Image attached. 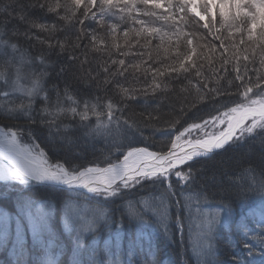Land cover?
<instances>
[{
	"label": "clouds",
	"instance_id": "1",
	"mask_svg": "<svg viewBox=\"0 0 264 264\" xmlns=\"http://www.w3.org/2000/svg\"><path fill=\"white\" fill-rule=\"evenodd\" d=\"M39 6L56 19L50 23L32 21L31 26L49 37L64 32L58 44L60 53L80 58L77 67L87 77L86 83L96 81V92L91 96L80 97L66 87L65 96L58 95L52 108L44 109L52 119L39 123L48 128L50 141L63 140L79 129L88 143H103L100 150L106 159L123 153L118 163L75 175L126 167L135 153L146 151L129 148L131 141L144 138L149 129L175 130L190 112L203 105L218 111L201 122L185 125L172 138L168 152L151 155L162 160L177 156L169 168L207 155L194 150L203 140L200 136L193 140V135L209 125L230 124L237 113L243 114L238 129L241 135L264 131V0H96L95 5L91 0H39ZM88 20H96L98 28H84ZM73 24L77 26L75 33H68ZM0 45V69L4 70L13 66L17 54L28 51L18 41H2ZM233 96L237 99L229 104L228 98ZM149 98L155 103L147 111L133 107L137 101L146 107ZM247 120L251 124L244 127ZM22 121L37 123L24 103L0 102V155L16 166L15 171L0 173V182L8 191L26 188L30 171L25 162L37 150L46 154L31 131L28 136L33 142L24 140V129L16 126ZM182 138L187 148L181 155L174 149ZM226 142L216 146L223 148ZM176 175L189 179L186 173ZM154 176L142 167L125 171L113 178L107 196L116 197L131 181L140 183ZM117 179L122 182L117 184ZM9 182L22 187L14 188ZM99 191L89 188V192Z\"/></svg>",
	"mask_w": 264,
	"mask_h": 264
},
{
	"label": "trees",
	"instance_id": "2",
	"mask_svg": "<svg viewBox=\"0 0 264 264\" xmlns=\"http://www.w3.org/2000/svg\"><path fill=\"white\" fill-rule=\"evenodd\" d=\"M5 3H9V4H14V7L12 10L7 11V15L10 16V20H8V16H3V20L4 24H6L9 29L10 32L9 34H5V33H0V35H3V37H1L0 39L2 41H9V43L13 42V41H21L22 39H24L23 37H21L22 33L17 32L16 36H13L12 34L15 32L17 29H23L24 30V35L26 36L27 34V30L25 29V27H30L32 29H34V27L31 26V22L32 21H36V17L34 15L35 12H37V9L34 7V4L31 3V0H2ZM112 2H119V0H111ZM158 0H156L157 2ZM161 3L164 2V0H159ZM35 2H39V0H34ZM80 2H83L80 1ZM15 11V12H14ZM93 11H96L95 7L93 8ZM5 13V12H4ZM42 16L41 18L46 15L43 12L41 13ZM2 19V18H1ZM51 20L54 21L56 18L53 14H47V20ZM98 19V18H97ZM1 22V23H2ZM92 20H88L84 22V25H87L89 27V30H92V28L97 29L98 28V24L97 21L94 20V22L96 23L94 25V23H91ZM26 24V26H25ZM83 25V27H84ZM71 27L74 28V33L76 31V25L73 24ZM71 27H69L71 29ZM30 35V34H29ZM28 35V36H29ZM55 40L57 41L58 39H56L54 37V41H51L50 43H47V50L45 51V53L39 51L41 53V55H44L43 57H45L46 59H49L56 63L59 62L57 59L55 58H63L60 60L59 65L61 66V68L65 69L66 67H62L65 64V59H72L69 57L68 53H60L59 51V47L58 44L59 43H55ZM59 41V40H58ZM33 43V44H37L34 41L29 39V42L27 43ZM37 42V41H36ZM86 42V41H85ZM23 44V43H22ZM56 45V46H50V45ZM24 45V44H23ZM2 46V45H0ZM83 46V44H82ZM25 47V46H24ZM28 50V48H27ZM40 56V55H39ZM75 64L73 65V68L71 69V73L72 76H74L73 78H75L74 80L76 81L77 84H79V86L81 88L84 87V93H82L83 95L81 97L84 96H91L94 92H96V81H92L91 83H86V79L87 77L85 75H83L80 71V69L77 67L78 63H79V59L80 58H73ZM46 61H43V63ZM87 67H91V66H87ZM50 68V67H49ZM51 70V68H50ZM65 71V70H64ZM93 71H95V68L93 67ZM65 83L68 85L70 83V79L67 77H63ZM1 92V91H0ZM2 94V92H1ZM0 94V102H3L4 96ZM10 98V96H9ZM8 98V99H9ZM23 103L26 105V111H28L30 113V115L32 117H36L38 118V116H40L42 118V116H46L47 114L44 112V109L46 108L47 104L45 101H43L42 99L40 100L37 96H35V99H30L29 97L23 96ZM8 99L5 98V100L8 102ZM237 99V97L233 96L228 98V103H232ZM150 103L145 107L143 104V101H137L134 103L133 107L136 110H141V111H147L149 108L152 107V105L155 103V101L152 98H149ZM53 104L50 103L47 104L48 109L52 108ZM164 109L167 108V105H163L162 106ZM216 107L214 106H210V105H203L201 106V108L199 109L200 112L198 113H205V111H209L210 109H215ZM203 110V111H202ZM218 110V109H216ZM191 113V112H190ZM189 113V114H190ZM46 114V115H45ZM188 114V115H189ZM199 115V114H198ZM193 117L192 115L187 116L185 120H187L188 118ZM43 119V118H42ZM163 119H165V117L162 116L161 118V122H163ZM182 122L175 130L169 129V128H162L160 131H153L151 129L146 130L145 134H144V138L141 137H136L133 141H131L128 144L129 148L132 147H137V146H141L144 145L145 147H147L148 149L152 150H156V151H168L167 149L170 147L171 145V141L172 138L176 135V133H178L179 131H181V129L184 127V125H186L187 123H190L193 120H189L186 122ZM34 125H38L41 126V124H37V123H31ZM29 123H26L24 121H22L19 125H16L17 127H21L24 129V137L26 136L29 141L30 138L28 137V132L31 131L28 127ZM42 128H39L42 130V134L47 136L48 138V130L43 128V126H41ZM42 135V136H43ZM151 137V138H148ZM84 137L81 136V140L79 138H75L73 136L68 135L66 137V141L69 144H65L62 145L63 147H67L70 148L69 146L73 145V146H77L81 143H83L82 139ZM50 141V140H49ZM51 143L53 141H50ZM81 142V143H80ZM98 142V141H97ZM43 145H47L45 143L41 144ZM48 146V145H47ZM72 146V147H73ZM240 146V147H239ZM239 146H235L232 147L230 149H228L226 152H222V153H218V155H216L214 158L212 159H207L205 161H197L196 163L193 164L192 167H186L185 171L188 169L191 170H196L195 172L192 171L190 173H188L187 175L190 177L195 178L196 182H190L188 179L186 180L187 182H180L178 181L174 176H172L170 178V180H166V179H161V178H153V179H143L141 180L140 184H142L141 186H138L136 190H132L131 192H122V194H119L116 197H112V202L109 204H106L102 201H104V199L102 197H100L101 201H99L95 196H92L91 194L85 195L81 192H73V191H64L58 188H51V187H43V186H39L36 184H28V186L26 188H24L22 191H14L15 194H17L16 197L13 198V200L10 202L12 203L11 206L15 208H19V211H28V205L31 204L32 207L34 208L35 205L37 204H45L46 201H48L50 203L51 206V211L49 213V215L46 217L47 223L44 225V228H46L47 226H49V228H47L48 230L43 232L42 235L39 236V238H42L43 240H48L51 239V237L55 236L54 240L59 239L61 241H68L72 244H76V238H78V233L79 231H83L84 233H87L85 228L90 221H88V219H86V223L85 224H81L80 226H76L73 223V226L71 227V231L69 234H73L72 236H69V234L63 233L62 231H59V224H61L62 220H59L60 218L58 217L57 213H58V209H60L61 211H65V214H67L66 210L64 209V203H60L58 204L60 200L66 199V203H68V199H73L76 200L77 205L79 206L80 203H82L83 205H86V208L89 210L88 215L83 216L84 218H90L93 214H94V209L93 208H108L109 206L113 205V204H118L120 206H125L128 211H137L139 212V214L142 216V218L144 219V213L145 210L140 209L141 207L139 206H135L137 203V201H140L146 208H147V213L148 214H153L155 212H160V211H166V210H175L178 209L177 211L180 210V208L184 211V208H186L187 206L190 205L189 201L186 199H183L184 196L187 195H194V197L198 198L200 197L201 201L204 202L206 205H213V206H218V207H223L226 209H231L233 208L236 212V217L235 219H241V222H245L246 225H252L253 223V219L260 216V214H258V212H260L258 209H261V207L259 206L262 202H263V196H264V168L261 169V165H264V154L261 155V153H264V132L260 134V136H256L252 139L247 140L246 142H244L243 144L239 145ZM49 147V146H48ZM43 148V147H42ZM47 148V147H44ZM256 155V156H255ZM256 157V158H255ZM78 158V156H77ZM61 159H65V163H67L68 165H71L73 167H77V166H81V164H73L72 161L70 162L67 157H65L64 155L61 157ZM232 159L231 162H229ZM54 162H58L57 160H53ZM89 161V160H88ZM97 163H93L92 164H96V165H106V163L101 162L99 159L97 160ZM69 162V163H68ZM257 162V164H256ZM62 163V162H60ZM231 164L232 168H230L231 170L225 174H229L232 171L237 172V171H241L243 177L240 178V184H245V181L249 182V186L251 187V192H250V196H248V194H245V192L242 190L239 193L237 192L238 188L235 187L237 190L233 191V190H227L225 188H223L225 182H221L219 183V186H214V178L215 175L214 174H205L207 169L209 167H213V166H226L227 164ZM63 164V163H62ZM253 164H256V166H253ZM64 165V164H63ZM197 165V166H196ZM66 166V165H65ZM82 167V166H81ZM261 170H260V169ZM194 172V173H193ZM238 174V173H236ZM247 175V178H246ZM236 183H239V179L234 178ZM225 180H230V179H225ZM222 181H224L222 179ZM229 182H227L228 184ZM221 184V185H220ZM12 187L14 188H21L22 186H18V184H13ZM195 191H197V193H194ZM201 191V193L199 192ZM124 195H127L129 198L125 199ZM178 196V197H177ZM240 196H242L240 198ZM55 198V199H54ZM76 198V199H74ZM153 198V202L154 204L161 201L159 204V207H157L156 205L154 206V204H152L150 202V200H152ZM177 198V199H176ZM155 199H157L158 201H156ZM175 199L176 201L179 200V205L175 204ZM195 199V198H194ZM73 200H71V203L73 202ZM153 205L152 208H150V206ZM264 205V204H263ZM259 206V207H257ZM257 207V209H256ZM11 208V211L13 212V214L15 215L14 212H17V210ZM58 208V209H57ZM156 208V209H155ZM155 209V212H153V210ZM103 212V210L101 211ZM183 215V214H182ZM98 221L97 222H102L103 224H105V218H103L102 213H99L98 215ZM93 219V218H92ZM119 220V225L121 227H116V228H111L109 226V231L112 230V233L116 230H120L123 229V231L120 234L115 235L114 237L110 236L111 240H108V242H106V245L109 244L110 246H114V248L118 247V242H115V238H123L124 241L122 243L123 246H121L120 251L118 252V254H113L112 256H109V263L107 264H111L112 262H116L114 264H126L127 260H132V255H134L135 257V253L138 254L139 256V260L143 261L144 260V256L147 253H151L150 251L146 252V250H144V248H149V250H151L152 252H157V249L160 248V243L157 242V237H152L151 235L147 234V232H149L151 234V229L147 226H145L144 224L139 225L138 223H134V224H129V223H124L121 221V219ZM256 222H258V219H254ZM78 222V221H76ZM92 222V221H91ZM96 222V221H95ZM113 222V221H112ZM264 221L261 219L260 221V226ZM259 223V222H258ZM24 224V222H23ZM245 225V224H244ZM243 225V227H244ZM240 226V228H243ZM27 228V225L26 227ZM222 228L224 229L223 232H226L227 234L229 233L227 230L230 229V225H223ZM24 230V229H23ZM44 230V229H42ZM233 230V229H232ZM232 230H229L230 233H232ZM241 230V229H240ZM108 231V232H109ZM128 231V232H127ZM97 230L95 232H93V236L91 237V239H89L88 236H84L83 240L85 242H87V245H92L93 246V238H96V233ZM111 232V231H110ZM236 230L233 232L235 233ZM230 238H231V242L228 240H223L226 239L228 236L224 235L221 238L215 237V239L212 241L211 245L213 246L214 250L216 248L222 250L223 248L229 249L228 251V255H230L229 257L226 258V260L229 263H235V259H237L236 255L239 254V252L237 253L236 251H238L237 248H233V239L238 241L237 238H241L240 235H232L230 234ZM245 233V232H244ZM137 234V236H135ZM254 234L256 235V240L257 242L254 243L256 244L258 247H260V249L264 250V231L262 229H259V231L254 232ZM13 233L10 234V239H12L13 237ZM129 237H128V236ZM69 236V237H68ZM98 236H100V234H98ZM221 236V235H219ZM106 237L104 236L102 238V242L105 241ZM133 239V240H132ZM254 238H252L253 240ZM238 243V242H237ZM18 245L15 248V253H13V259L18 260V261H22L23 263H30L32 264V262H34V264H45V260L43 258H41L40 256H37L38 258H34L31 254L32 252H30L32 249H34L35 246H33V243H30L29 246L23 242L21 243H17ZM210 245V246H211ZM62 246V245H61ZM173 247L175 246V243L172 245ZM232 247V249L230 250V248ZM159 247V248H158ZM178 248V247H176ZM119 249V248H118ZM91 250V249H90ZM24 251V252H22ZM111 251V250H110ZM176 251V249H175ZM175 251H171L168 253H166L165 256L166 258H172V260L174 259V253ZM235 251V252H234ZM38 252V249L36 250V253ZM264 253V252H263ZM0 254L3 256V258L5 257H9L11 254L9 253V246H7V248L5 249V252H0ZM66 253H63V255H60L59 258H55L56 259V264H63L64 262H70L71 260L75 259L72 254H70L69 256H66V261H64V255ZM236 254V255H235ZM226 255V254H225ZM28 256V257H27ZM75 257H77L79 259V255H74ZM212 257H215L213 255H211ZM121 258V260H120ZM156 259L162 258L159 254H157V256L155 257ZM112 259V260H110ZM194 259L196 260L195 263H201V264H212V263H216L218 260H220L219 258L217 259H207L204 256H201V258H197L194 257ZM147 260V259H146ZM149 260V259H148ZM78 261V260H77ZM137 261V260H136ZM136 261H133V263H136ZM89 262V261H88ZM90 263V262H89ZM130 263H132V261H130ZM170 264H174L169 262ZM194 263V264H195ZM51 264V263H50ZM155 264V263H152ZM157 264H159V262H157ZM262 264V263H261Z\"/></svg>",
	"mask_w": 264,
	"mask_h": 264
},
{
	"label": "rangeland",
	"instance_id": "3",
	"mask_svg": "<svg viewBox=\"0 0 264 264\" xmlns=\"http://www.w3.org/2000/svg\"><path fill=\"white\" fill-rule=\"evenodd\" d=\"M80 1H82V0H79V2ZM106 2L107 3H112L111 0H106ZM157 2H160V1L158 0ZM31 3L34 4V7L36 9L38 8L37 12L34 13V15L36 17V21H39L41 23L53 22L50 19L47 20V14L44 15L41 18V16H42L41 13L43 12L45 14V12H44V9H42L39 6V2H35L34 3V0H31ZM91 3L93 5H95L96 4V0H91ZM3 14H4V16H8L6 12L5 13L1 12V14H0L1 22L3 20V16H2ZM8 20H10V16H8ZM2 23H4V21ZM91 23H94V25L96 24L94 22V20H92ZM25 26H26V24H25ZM84 28L89 29V27L87 25H84ZM25 29L27 30L26 36L29 37L30 40L34 41L37 44L27 43L24 39H22L21 41H18V42L20 44L23 43L25 48L29 49V48L35 47V49L36 48L38 49V52L41 51L43 53H45V51L47 50L46 49L47 48V43H50L51 41H54V37L60 41L63 38V36L65 35L64 32H61V33H58L54 37H49L45 32H43V31H41V30H39L37 28L32 29V28L27 26V27H25ZM92 29H94V28H92ZM72 30L74 31L73 27H71V29L68 28L67 32L74 34V32ZM17 32L23 34L24 30L23 29H17L16 33ZM4 33H5V31H4ZM58 40L57 41L55 40V43H59ZM32 45H33V47H31ZM29 59H31V58L27 54H24V55L17 54L15 56L14 60H13V66L11 68H9L8 70L0 69V91H2V89L5 87L6 91L10 93V98L8 99V103H13V102H15V103H23V98H22L23 96H27V97H29L31 99V97H35L34 93L39 91V89H38V91L36 89V84H38V81H39L38 79L39 78L36 77V73L29 66H32L39 73L40 67L43 64V60H41L40 58L39 59H33L28 64H26V61L29 60ZM42 67H48V66H42ZM4 76H6V77L4 78ZM5 82L10 84L11 86L10 87L6 86ZM25 89L30 90V93H26L27 91H24ZM0 94H1V92H0ZM44 96H45V94H44ZM47 104L50 105V103H47ZM47 104H45L46 108H48ZM200 108H197L195 111L191 112L189 115H192L193 117L188 118L184 122L189 121V120H193L191 122H201L204 119H207L208 117L215 115L217 113V111H218V110H216L217 108H215V109H210L209 111L206 110L205 113H201L200 114V113H198V112H200L199 111ZM49 109H51V108H49ZM42 118L44 120H46V121H49V120L52 119L48 115L42 116ZM42 118L40 116H38V118L35 117V119L37 121V124H40L39 121ZM248 124H251V120H247V123L244 124V127H247ZM228 127H229L228 124L209 125V126H206V128H205V130L203 132L196 133L195 135H193L192 138H193V140H195L196 136H200V138L203 141L206 140L207 138H214V137H217L218 135L223 134L224 132H226ZM263 132L264 131H261V130L258 129L252 135H248L247 133H244L243 135H241V132L238 130V132L236 133L235 137L230 141V143H228L226 148L219 149V150H217V151H215L213 153H209L207 155H201L199 157H196L194 160L189 161L188 163L179 164L176 167L170 168L169 172L160 173V172H158V168H157V169H155L153 171V173H155V176L153 178H161L163 180L164 179L170 180V178L172 176H174L180 182H182V181L183 182H187L181 176H177L176 173L180 172L182 174L183 173L188 174V173H190L189 169L185 171L187 166L188 167H192L193 164L196 163L197 161H205L207 159H212L216 155H218V153L226 152L228 149H230L232 147L239 146V145L243 144L244 142H246L249 139H252V138H254L256 136H260V134L263 133ZM185 138H182L181 140L177 141V143L184 142ZM65 139H63V140L57 139V140H55L52 143H55V144L59 145V147L61 148V150H60L61 155H64L65 157L68 156V158H70L69 159L70 162L72 161L73 164H77V163L81 164L80 160H82V159H78V158H81V157H83V158L87 157V162H88V160L90 162H93V163H97L98 162L97 161L98 160L97 156H98L99 148L100 147L103 148V143L101 141H98L97 144L94 147H91V148L98 147L97 150L93 151V150H89L91 148H86V147L84 149L79 148V147H82V145L84 144V143H81V142H80L81 143L80 146L79 145H77V146L71 145V146H69L70 148H67V147L65 148L62 145L69 144L68 142H65L66 141ZM24 140L27 141L28 143H30L29 139L26 136L24 137ZM47 148L51 152L52 147H51V149H50V147H47ZM77 148L82 150V152L80 154L77 153ZM132 148H135V149L146 148V149H148L144 145L137 146V147H132ZM217 148H219V147H217ZM217 148H215V149H217ZM148 150L149 151H154V153L168 152V151H163V152L156 151L154 149H152V150L148 149ZM167 150H169V148ZM89 151H93V152H89ZM71 152L73 154H75V156H73V154ZM85 152H88L89 155L85 154ZM262 154H264V153H261L260 156H262ZM77 156H78V158H77ZM32 158L40 159L41 162L45 166H47V168L51 172H55L59 177H61L63 179V181L67 178V175L71 176L73 174H76L77 172L85 170V168L81 167V166L71 167V165H68V166L66 165L65 166L62 163L54 162L52 159L47 157L46 154H44V155L39 154L38 150L35 153H33ZM231 161H232V159L229 162H231ZM169 163H167L165 165H168ZM88 164H90V163H88ZM256 164H257V162H256ZM256 164H253V166H256ZM82 166H84V165H82ZM91 166H94V165H91ZM259 167H261V169H262V168H264V165H261ZM65 168L67 169V172L64 171ZM230 168H232L230 163L227 164L226 166H218L217 165V166L209 167L205 174H207V175L208 174H214L215 175V178H214V181H213L214 184H215L214 186H219V183L225 182L224 185L220 184L221 186H223V188H225L227 190L235 191V190H237L235 187H237L238 188V190H237L238 193H239V190H240V192L243 190L245 192V194H248V196H250V192H251L252 189H251V187L248 184L249 182L245 181L244 186H243V184L239 185L240 181H241L240 178L243 177V175H242L243 170L237 171V172L232 171L229 174H225V173H227V172H229L231 170ZM11 171H14L13 168H10L9 166H7L5 164L0 163V173H8V172H11ZM192 171L195 172L196 170H191V172ZM236 173H238V174H236ZM262 177H264V176H262ZM234 178L239 179V183L238 184L236 183ZM246 178H247V175H246ZM145 179H148V178H145ZM222 179L224 181H222ZM225 179H230V180H225ZM188 180L190 182L191 181L192 182H196L195 178L193 177V175ZM121 182L122 181H119L117 184H120ZM227 182H229V183L227 184ZM9 183L11 185L18 184V186H21V185H19L18 182H15V183L9 182ZM29 184H32V183L29 182ZM34 184L39 185L37 183H34ZM110 185H111V183H110ZM141 185L142 184H140V183H136L135 181H131L129 183V186L127 188L123 189L122 192H124V191L131 192L132 190H136L137 187L141 186ZM39 186H42V185H39ZM43 187H47V186L45 185ZM50 187H52V186H50ZM97 187L100 190L99 192H89L88 193V192H84V191H81V190H74V189H69V188H67V189L61 188V190H64L66 192L67 191L81 192V193H83L85 195H88V196H89V194H91L92 196H95L99 201H101L100 197H102L104 199V201H102V202H104L106 204L111 203L112 202V200H111L112 197H108L107 196V191L112 190V188L110 187V189L109 188L106 189V188L102 187L101 185H100V187L99 186H97ZM52 188H54V187H52ZM122 192H121V194H122ZM199 192L201 193V191H199ZM101 193L103 195H105V196L100 195ZM194 193H197V191H195ZM194 196H195V194L194 195H187V196L183 195L182 196V197H184L183 199L188 200L190 205L187 206L186 208H184V211L181 208L178 211V214H181V215L183 214L184 215V219L185 220H187V218H188L187 216L189 215L188 223H189L190 226L189 227H185V230H181L183 233L181 235L176 236V241L173 240V238L171 237V239L167 243V245L164 244L165 247L169 248V250H171V251H175V249H176V251L174 253V259L172 260V258H169V257L168 258L162 257L161 259H163V262L159 261L158 259L156 260L154 257H156L157 254H159V253H157L155 251L153 253H147L143 257L144 260L140 261L138 254L135 253V257H134V255H132L133 259L130 260V261H132V263H130V261L127 260L126 264H152V263H155V262H159L160 264H170L169 262L174 263V264H194L195 261H196L194 259V257H193L194 254L197 255V261H198V258L199 259L201 258V256H204V257H206L207 259H210V260H211V258H213L211 255L220 257L221 258L220 260H222V264H223L224 260H226V258L228 257L225 254H226V252L229 249L223 248L222 250H220V249L216 248L214 250L213 246L212 245L210 246V244H211V240L213 238H215V237L221 238L224 235H226L228 237L226 239H223V240H228V241L231 240V238H230L231 235H229V233L227 234L226 232H223L224 229L222 227H218V225H220V226L226 225V224H223L221 222L228 223L229 221L227 219H224L225 217H224L223 214L219 216L221 221H218V213L215 210H219L220 208L218 209L217 207H215L213 205H206L204 202H202L200 200L201 199L200 197L196 198ZM241 197L242 196H240V198ZM250 197H252V196H250ZM74 199H76V198H74ZM176 199H175V204L179 205V200L176 201ZM262 199H263V202L259 205L261 207V209H258L260 211V212H258V214H260V213L261 214H260V216L254 218V219H258L259 223L256 222L253 219L252 225L250 224V225L247 226L245 222H244L245 225L243 224V222H241L242 221L241 219H235V220H233V219L230 220L229 219L231 221V223H232V224H230V229L229 230L233 229L232 233L236 230L235 233H233V234L230 233V234H232V235H240L241 236V238H239V239L237 238L238 241H236L234 239L232 240L233 241V245H234L233 248H237L238 251H236V252L237 253L239 252L238 255L235 254L237 259H235V263H233V264H261V263L264 264V253H263L264 250L260 249V247H258L256 244H254V243L257 242V240L255 238L256 235L254 234V232L259 231V229H262L264 231V225H263V227L260 226L261 219L264 221V205H263L264 204V196H263ZM71 200H73V199H68V203H71ZM155 200L158 201L157 199H155ZM150 202L152 204H154L153 198H152V200H150ZM160 202L161 201L155 203L154 206L156 205L157 207H159V205H160L159 203ZM68 203L64 202V205H66ZM46 204H50V203L48 201H46ZM135 204H136L135 206H139V207H141L140 209L145 210V213H144L145 217H147L149 215L147 213V208L140 201H137V203H135ZM37 205H35V206H37ZM71 205H73V207H72V209L70 211L76 210L77 213H79V214L77 216H68L67 218H65L64 216H61L60 219H59V220H62L61 221V225L71 228L75 221H78L81 224L82 223L85 224L87 218H84L83 214L87 210L86 205H83L82 203H80L79 206H78L76 200H73ZM51 206H52V204H51ZM259 206H257V207H259ZM152 207H153V205L150 206V208H152ZM257 207H256V209H257ZM11 208L13 209L14 207H11ZM14 209L17 210V212H14L15 215L13 214L12 221H11V222H13L12 223V231H11V233L14 234L12 239L15 240V220L16 219H20L21 224L24 222V224L27 225V228H25L23 230L24 233H23V241L22 242L25 243V245L27 244L28 246H29L30 243H33L32 245L35 246L34 249H32L30 251V252H32L31 254H33V255L36 254V256H40L41 258H43L46 261L45 264H50V263L51 264H56L55 263L56 262L55 258H57V257L59 258L60 254L64 253V251L62 252V250H60L57 255H55V253H53L51 251H48V253H46V254L43 253L42 252V250H43L42 248L43 247H45V249H48V248L50 249L51 246L49 244H48V246H45L44 242H43V239L39 238L38 236L36 237V235H38L37 232L35 234H33L32 229L30 227V222H29V219H28V211H26V209H25V211L24 210L23 211H19V208H16V206H15ZM64 209H65V206H64ZM98 209H99L98 213H101V211L103 210L104 212L107 213V217L110 218V213L108 211H106V209H107L106 207L105 208H99L98 207ZM155 209L153 210V212H155ZM223 209H226V208H223ZM70 211H67V213L70 212ZM6 212L7 211H5L4 208L0 207V213L5 214ZM110 220H111V218H110ZM46 223H47V220L45 219L44 224L41 226L40 229L47 230V228H49V226L44 228V225ZM243 225H244V227H243ZM115 226L116 227H121L119 225V220L118 219L113 220V222L111 223L110 227L114 228ZM240 226L243 227V228H240ZM217 227H218V230L213 232L215 230V228H217ZM83 229H85L86 232L91 233L92 235H93V232L96 231V229L94 227V222H91V221ZM229 230H227V231H229ZM110 231L108 232L107 230H104L101 233L99 232L98 234H100V236H98V234H96L95 236H97V237L95 239L93 238V240H94L93 241V245H96L97 243H100L101 245L105 246L106 242H108V240H111L110 236L114 237L115 234H116V233H112ZM103 235L106 238L104 239L105 241L102 242V240H100V239H101V237ZM219 235H221V236H219ZM135 236H137V234ZM252 238H254V239L252 240ZM115 239H116L115 242H118V247L114 248V246H110L109 244H107L106 245V249L107 250H111L113 254L114 253L118 254V252L120 251L121 246H123L122 243H123L124 239L123 238H115ZM13 240H11L10 236H9L7 242L0 243V252L4 253L5 249L7 248V246H9V253H11V254H8V255H10L9 257H5V258H3V256L0 254V264H2V263L3 264H30L28 262L27 263H23L22 261H18V260L13 259V255H12L13 254V252H12L13 251V247L15 246V248H16V245L13 244V242L16 243V240L15 241H13ZM59 241H61L60 237L58 239V242ZM174 243H175V246L178 247V248L172 246ZM62 247H64V244L62 245ZM37 249H38V252L36 253ZM231 249H232V247L230 248V250ZM144 250H146V252H148L149 248L146 247V248H144ZM16 251H18V250H16ZM22 252H24V251H22ZM70 254H72V256L74 257V253L73 252L68 253L67 256H69ZM113 254H111L110 256H112ZM148 258H149V260H148ZM73 260H75V259H73ZM73 260H71V263H72ZM133 261H136V263H133ZM75 263L78 264L77 260H76ZM32 264H34V262H32ZM72 264H74V263H72ZM87 264H90V263L87 261ZM195 264H201V263H195ZM212 264H215V263H212ZM228 264H232V263H228Z\"/></svg>",
	"mask_w": 264,
	"mask_h": 264
},
{
	"label": "bare ground",
	"instance_id": "4",
	"mask_svg": "<svg viewBox=\"0 0 264 264\" xmlns=\"http://www.w3.org/2000/svg\"><path fill=\"white\" fill-rule=\"evenodd\" d=\"M13 7H14V4L5 3L4 1L0 0V14H1V12H7L9 10H12ZM0 31H1L0 33H4V31H5V34L6 33L9 34V32H10L9 27L6 24L1 23V20H0ZM1 37H3V35H0V38ZM21 37H23L26 42H29V37L25 36L24 34H22ZM0 42H2L1 39H0ZM31 44H33V43H31ZM31 47H33V45ZM27 55L31 59L27 60L26 64H28L33 59H39V58L43 61H46L41 65L39 73L32 66H29L36 73V77L39 78L38 84H36V89H37V91L39 89V91L35 92L34 95L37 96L40 100L42 99L46 103H52L54 105L57 102L58 95L60 97L65 96V88L66 87L68 88V90L70 92H75L80 97L83 95L82 93H84V87L81 88L79 86V84L76 83V81L74 80L75 78H73L74 76H72V73L70 72L71 69L73 68V65L75 64L73 58L72 59H65V64L62 67H66V68L63 69L59 65L60 60L63 58H60V57L55 58L57 60L59 59L58 60L59 62L54 63L53 62L54 60L52 61V59L49 60V59H46L45 57H43L44 55H41V53L38 52V49L37 48L35 49V47L29 48ZM42 66H48V67H42ZM49 67L51 68V70ZM5 77L6 76H4V78ZM63 77H67L70 79V83L68 85L65 83ZM24 91H27L26 93H30V90L25 89ZM1 92H2L1 95L4 96V98H2V99H4V101H5V98H7V99L9 98L10 93L6 91L5 87L2 89ZM5 93H7V95H5ZM44 94H45V96H44ZM31 99H35V98L31 97ZM236 117H237V115L234 117H231V119H230L231 123L228 124L229 127H228L226 132H224L223 134H220L214 138H207L206 140L203 141V143H201V145L202 146L203 145H205V146L215 145L216 146L217 144L224 142L228 137L227 134H228L229 130L231 129V127L233 126L232 124L234 123ZM5 126H7V125H5ZM28 127L31 130V133H32V136L34 137L35 142H37L40 145V148L43 147L42 149H44V152L46 153L47 157H49L52 160H57L59 163L62 162L64 165L68 166V164L65 163V159H61V157L63 155H61V153H60L61 148L59 147V145L55 144V143H51L47 139V136L43 135L41 133L42 130L39 129V128H42L41 126L29 124ZM43 128L48 130V128L46 126H43ZM68 135L73 136L75 138H79L80 140H81V136H82L81 131L79 129L72 131ZM82 140H83L82 142L84 144L82 145V147H79L82 149H84L85 147L91 148L97 144V141L93 144V143H88L85 138H83ZM29 142L30 143L33 142L31 138H30ZM43 143L47 144L50 147V149L52 147L51 152L49 151L48 148H44V147H48L47 145L46 146L41 145ZM79 148H77V153L80 154L82 152V150ZM97 148L98 147L91 148L89 150L95 151V150H97ZM186 148H187V145H185L184 142L177 143L175 151L184 153ZM100 149H101V147L99 148L97 158L101 162L106 163V165L92 164L90 161L87 162V157L86 158L81 157V158H78V159H82L80 161H81V164L84 166H82V165L81 166L84 167L85 169H88V168L104 169V168H106V166L108 164L118 163L123 156V153H120L118 155H113L110 158L106 159L104 157L103 153L100 152L101 151ZM93 151H89V152H93ZM196 151H198V150H196ZM85 154L89 155L88 152H85ZM73 156H75V154H73ZM196 157H199V156H196ZM196 157H194L192 160H194ZM142 162H147L150 164H162L163 160L160 158L154 157L153 155L149 154L147 151H142V152L135 153L133 155V157H131L129 159V161L127 162L126 167H123L120 169H112L109 171H98L97 170V171H93V172H85L83 176H77L75 174H73L71 176L67 175V178L64 181L61 177H60V180H37V181H42V182L46 181V182H51V183H63L66 186L67 185H71V186H85V185H87V186H89V183H91L92 185H95V186H98L99 184H103V183L106 185H109L112 182L114 177H118L119 175H121L125 171L131 172L132 169L140 166L142 164ZM0 163H3L7 166H9V165L15 166V164L12 162L11 159L6 158L3 155H0ZM88 163H90V164H88ZM91 165H94V166H91ZM73 166H71V167H73ZM27 168L30 171V173H33V174H45L46 172L47 173H53L47 168V166H45L41 162L40 159H35L32 157L27 160ZM143 169H145V168H143ZM169 170H170L169 164L168 165L164 164V165L159 167L158 172L164 173V172H169ZM80 172H84V170L80 171ZM80 172H77V173H80ZM26 178L36 180V179H33L32 176H28ZM117 180H119V179H117ZM65 181H71V183H65ZM46 186L50 187L49 185H46ZM54 188L55 189L56 188L61 189L59 187H54ZM100 195L105 196L102 193ZM16 196H17V194H15L14 191H8V186L4 182H0V207L4 208L5 211H7L5 213V215L8 218H10L11 221H12V217H13V212L11 211V208H10V205H12V203H10V202ZM124 198L128 199L129 197L127 195H124ZM65 201H66V199L60 200V202L58 201L59 202L58 204H60V203L62 204ZM215 207H217L218 209L220 208L219 210H215L218 213V221H221L219 216L223 214L225 217L224 219H227L229 222L228 223L221 222V223L226 224V225L232 224L230 220L231 219L234 220V218L236 217L235 210L233 208L223 209V207H221V206L220 207L215 206ZM93 209L95 210L94 214L90 218H87V219L89 221L91 220L92 222H94V227L97 230V232H96L97 234L99 232L101 233L104 230L109 231V226L111 225L112 221L115 219H121L122 222L129 223V224H134L135 222L138 223L139 225L144 224L145 226L149 227L152 230L151 234L149 232H147V234H149L155 238L157 237V242H159L161 244L160 248L158 247L159 249H157V251L161 257L165 256L166 253L168 255V253L171 252V250H169V248L165 247V245H167V243L170 241L171 237L173 238V240L176 241V236L181 235L183 233L181 230H185V227L190 226L188 223L189 215L187 216L188 217L187 220H185L184 215L178 214L177 210L179 208L175 209V210H171V211L166 210V211L155 212L153 214H149L147 217H145L143 219L142 216L139 214V212H137V211H133V212L128 211L127 212L128 209H126L125 206L113 204L106 209V211H108L110 213L111 220H110V218L107 217L106 212H104V211L101 212L103 215V218H105V224H103L102 222H97L99 219L98 218L99 209L96 207ZM88 212H89V210L87 209L86 212L83 214V216L88 215ZM78 214L79 213H77L76 210L70 211L67 214H65V211H61L60 209H58V213H57L59 218L61 216H64L65 218H67L68 216H77ZM74 224L76 226L81 225V223L76 222V221L74 222ZM243 224H245V223H243ZM263 225H264V222L261 224V226L263 227ZM22 226H23V229H25L26 224L22 223ZM218 227H222V226L218 225ZM218 227L215 228V230L213 232L217 231ZM47 230H42V229L38 230L37 231L38 235H36V237L37 236L39 237L40 235H42L43 232H45ZM112 230H111V232H112ZM59 231L60 232L62 231L63 233H66V234H69L71 231V228L66 227V226H62L61 224H59ZM122 231H123V229H120L119 231L116 230L113 233H116L115 235H117V234H120ZM228 232L230 233V231H228ZM72 235L73 234H69V236H72ZM78 236L79 237L76 238V241H77L76 244H72V245L68 241H59L58 242L57 240H54L55 236L51 237V239L43 240L44 245L48 246V244H49L51 246V248L45 249V247H43L42 252L46 254V253H48V251H51V252L55 253V255H57L59 253V251L62 250V252L64 251V253H66L64 255V257H65L64 261H66L67 254L70 252H73L74 255H79V259L74 256L75 260L72 261V263H74V264H76L75 263L76 260H78L77 261L78 264H87V261H89L90 264H107V263H109V256L112 254V251L107 250L106 245L103 246L100 243H97L96 245H93V246L89 245L88 246L87 242H85L83 240L84 236H88L89 239H91V237L93 236L91 233H88V232L84 233L83 231H79ZM103 237H104V235L101 237L100 240H102ZM214 239L215 238H213L211 240V243ZM11 240H13V239H11ZM13 241H15V240H13ZM13 244H15L16 246L18 245L14 242H13ZM63 244H64V247L61 246ZM149 251L151 253H153L151 250H149ZM228 252L229 251L226 252V256L229 257L230 255H228ZM60 255H63V253ZM32 256L34 258H38L36 256V254L32 255ZM193 257L197 258V255L194 254ZM214 258L215 259H217V258L221 259L220 257H217V256L213 257L212 259H214ZM110 260H112V259H110ZM120 260H121V258H120ZM158 260L163 262V259H161V258H159ZM114 263H116V262H112L111 264H114ZM228 263L229 262L227 260H224L223 264H228ZM63 264H69V263L64 262ZM155 264H157V262H155ZM215 264H222V260H218Z\"/></svg>",
	"mask_w": 264,
	"mask_h": 264
},
{
	"label": "snow or ice",
	"instance_id": "5",
	"mask_svg": "<svg viewBox=\"0 0 264 264\" xmlns=\"http://www.w3.org/2000/svg\"><path fill=\"white\" fill-rule=\"evenodd\" d=\"M26 166H27V162ZM30 176L34 177L36 180H60V177L55 173H45V174H33ZM65 183H71V181H65ZM73 205L68 203L65 205V210L70 211ZM51 211L50 204H38L34 208L31 204L28 205V219L30 222V227L33 234H35L41 226L44 224L46 217ZM23 213V212H22ZM12 231V222L5 214L0 213V243L7 242ZM23 226L20 219L15 220V240L16 243H21L23 241ZM15 252V246L13 247V253Z\"/></svg>",
	"mask_w": 264,
	"mask_h": 264
},
{
	"label": "water",
	"instance_id": "6",
	"mask_svg": "<svg viewBox=\"0 0 264 264\" xmlns=\"http://www.w3.org/2000/svg\"><path fill=\"white\" fill-rule=\"evenodd\" d=\"M242 115L243 114H241V113H237V117H236L234 123L232 124L233 126L231 127V129L229 130V132L227 134L228 137L225 140L227 142L225 143V146L223 148H226V146L228 145V143H230V141L235 137L236 133L238 132V129L241 126L240 123H239V121H240ZM215 148H217V146H215V145H212V146H205V145H203L202 146L200 144V145L194 146V150L195 151L198 150L200 152H207L208 154L209 153H213V152H215V151H217L219 149H223V148H217V149H215ZM141 149L146 150L149 154L154 153V151H149L146 148H141ZM174 152L180 153L181 155L183 154L182 152L175 151V149H174ZM154 157L158 158L157 156H154ZM176 159H178L177 156L170 155L169 160H163L162 164H150V163H147V162H142V164L140 166H138V167L145 168L144 169L145 171L153 172L155 169H157V168L159 169L160 166H162L164 164H167L169 162L175 161ZM10 168H13L14 171L16 170V167L14 165H11ZM27 179L29 180V182H31L33 184L35 182V183H37L39 185H42V186L49 185V186H52V187H60V188H65V189L69 188V189H74V190H81V191L88 192V193H89V188H96V189L98 188L97 186L92 185L91 183H89V186H71V185H67L66 186L63 183H51V182H46V181L45 182H42V181L32 180V179H29V178H27ZM119 181L120 180H117V183ZM100 185L102 187L106 188V189H108V188L110 189V186H109L110 184L109 185H106V184L103 183V184H99L98 186L100 187Z\"/></svg>",
	"mask_w": 264,
	"mask_h": 264
}]
</instances>
